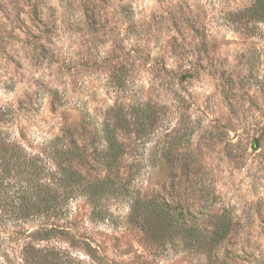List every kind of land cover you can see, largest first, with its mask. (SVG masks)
Masks as SVG:
<instances>
[{
  "label": "rangeland",
  "instance_id": "374dc122",
  "mask_svg": "<svg viewBox=\"0 0 264 264\" xmlns=\"http://www.w3.org/2000/svg\"><path fill=\"white\" fill-rule=\"evenodd\" d=\"M252 2L0 0L2 137L52 181L76 150L110 178L99 209L78 195L52 229L14 210L24 175L0 174V264H264V22L235 29ZM107 123L125 146L112 170ZM223 211L226 238L196 241Z\"/></svg>",
  "mask_w": 264,
  "mask_h": 264
},
{
  "label": "trees",
  "instance_id": "16d2710c",
  "mask_svg": "<svg viewBox=\"0 0 264 264\" xmlns=\"http://www.w3.org/2000/svg\"><path fill=\"white\" fill-rule=\"evenodd\" d=\"M236 14L238 15V24L235 29L242 34L253 35L256 30H254L253 25L249 26V23L250 21L264 22V0H253L249 6L237 9ZM141 110L142 112L138 113L139 123L141 120L145 121L150 118L148 103L142 104ZM110 111L113 112L118 121L124 122L123 109L114 107ZM109 125L107 123L104 127L106 146L104 147V152L100 155V159H104L105 166L112 170L125 155V146L120 140L119 134ZM3 135V132L0 131V153H4L7 157L9 155V157L8 160L0 164V174L15 172L18 177L23 174L26 180L25 187L21 186L15 190V192H18L17 198L21 199V201L14 206V210L16 209V213L21 215L23 221L34 219L52 220V229H57L56 227L60 225L54 222L66 217L68 203L78 195H82L94 202V207L97 209L100 201L98 196L108 190L107 186L110 178L109 176H95L93 180H90L77 170L73 161L76 159L78 161L76 162L77 164L83 161L79 151L70 152L71 156L66 166L61 168L62 172H60L59 177L52 181L47 176L50 173L48 167L44 165L41 167L37 166L34 157L22 144L15 139L6 138V136L2 137ZM177 141V143H180V140ZM172 149H174L173 146L172 148L168 146L164 149L166 162L170 159ZM135 202L136 204L132 206L133 210L138 207V202L136 200ZM178 219L180 220V216L170 215L171 221L177 222ZM213 221L214 227L210 232V236L197 234L195 225H191L189 228L190 234L193 235L194 239L208 248H211L215 241L218 242L225 239L233 226L232 215L227 211H223Z\"/></svg>",
  "mask_w": 264,
  "mask_h": 264
}]
</instances>
